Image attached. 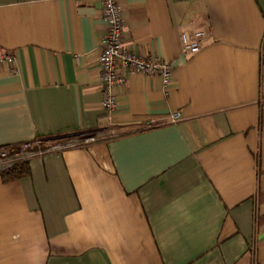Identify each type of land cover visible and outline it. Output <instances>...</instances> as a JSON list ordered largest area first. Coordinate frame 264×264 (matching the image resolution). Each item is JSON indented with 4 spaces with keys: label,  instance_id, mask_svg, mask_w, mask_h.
Instances as JSON below:
<instances>
[{
    "label": "crops",
    "instance_id": "0c3cea01",
    "mask_svg": "<svg viewBox=\"0 0 264 264\" xmlns=\"http://www.w3.org/2000/svg\"><path fill=\"white\" fill-rule=\"evenodd\" d=\"M116 2L126 44L174 70L127 72L108 111L102 0H0V146L105 132L0 177V264H264V0Z\"/></svg>",
    "mask_w": 264,
    "mask_h": 264
},
{
    "label": "built area",
    "instance_id": "2783aa9c",
    "mask_svg": "<svg viewBox=\"0 0 264 264\" xmlns=\"http://www.w3.org/2000/svg\"><path fill=\"white\" fill-rule=\"evenodd\" d=\"M101 14L106 24L105 33L100 41L97 63L99 65V86L101 105L108 111L117 106L114 89L124 84L127 72L158 77L166 89L172 78L174 67L170 61L154 56H147L134 46H128L125 41L121 9L116 0H102ZM205 32L196 30L191 33H181V53L191 56L202 47ZM16 56L13 52L0 50V64L6 63L12 71H16ZM177 114L172 116V121ZM105 132L98 130L76 137L72 143L94 141ZM31 142H23L22 150L13 155L8 154V146H0V169L9 166L16 158H28L32 155H43L57 149L60 145L45 150H27ZM71 144V143H67Z\"/></svg>",
    "mask_w": 264,
    "mask_h": 264
},
{
    "label": "trees",
    "instance_id": "16d2710c",
    "mask_svg": "<svg viewBox=\"0 0 264 264\" xmlns=\"http://www.w3.org/2000/svg\"><path fill=\"white\" fill-rule=\"evenodd\" d=\"M150 126H152V124H147L145 128H148ZM86 133H89V132L77 131V132L70 133V134H63L59 136L60 139H54L51 141H45L41 138H36L27 147V150H31V151L45 150L49 144L59 142L62 140H66V139H75L76 137L83 136ZM20 150H22L21 145L8 146L9 155H13L16 152H19ZM29 171H30L29 159L28 158H16L9 166L3 169H0V177L3 181L6 182L9 180L17 179L23 175H26L29 173Z\"/></svg>",
    "mask_w": 264,
    "mask_h": 264
}]
</instances>
